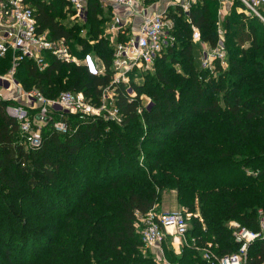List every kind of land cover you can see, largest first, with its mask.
Wrapping results in <instances>:
<instances>
[{"label": "trees", "instance_id": "trees-1", "mask_svg": "<svg viewBox=\"0 0 264 264\" xmlns=\"http://www.w3.org/2000/svg\"><path fill=\"white\" fill-rule=\"evenodd\" d=\"M31 3L40 30L54 39L64 37L79 58L93 51L105 70L95 75L82 64L48 57L40 71L25 58L14 78L23 89L37 88L48 98L81 91L98 104L113 74L100 0H88L85 20L71 27L61 21L64 0ZM219 8L218 0H196L188 11L168 7L175 40L155 59V73L145 72L144 83L131 86L135 97L125 85L117 87L121 121L111 129L114 142L105 139L99 119L69 114L64 132L48 122L40 147L28 149L17 142L18 126L5 111L9 102L0 99V264H157L143 254L135 223L169 190L188 211L199 213L189 219L187 240L199 247L211 244L217 256L238 249L228 221L259 229V210L264 216V22L239 10L244 7L236 0L223 16ZM220 32L227 66L215 59L209 69L202 65L201 47L215 48ZM10 59L0 57V75L9 70ZM141 93L152 104L138 112ZM221 111L226 115H217ZM188 116L197 119L189 123ZM210 120L220 127L207 130L203 124ZM142 149L139 163L134 156ZM194 249L186 244L171 256L176 264H209ZM245 264H264V239L249 244Z\"/></svg>", "mask_w": 264, "mask_h": 264}, {"label": "built area", "instance_id": "built-area-1", "mask_svg": "<svg viewBox=\"0 0 264 264\" xmlns=\"http://www.w3.org/2000/svg\"><path fill=\"white\" fill-rule=\"evenodd\" d=\"M55 1V0H50ZM88 0H64L65 13L72 22L81 23L86 17ZM114 8L122 7L129 15H139L137 28L127 38H118L122 34L124 22L120 16L113 15L108 26L111 33L112 46V80L109 85L101 89L98 104L87 98L81 91L64 90L55 98L46 97L37 88L23 89L14 78V73L19 62L30 59L37 68L42 71L48 65V57L63 63L82 64L89 73L100 75L105 67L99 58L93 61L89 54L84 59L77 60L71 52L70 45L64 37L52 38L47 29L40 30L35 8L27 0H0V57L10 55V67L7 73L0 75V89L7 96L0 95V99L9 103L5 111L9 117L15 120L17 130V142L28 149H37L42 142V128L51 122L53 127L64 132L67 124L64 120L66 115H76L79 120L94 119L99 115H110L111 112L103 111L108 100L107 92L113 89L112 98L115 115L121 116L115 103L116 89L127 82L129 74L141 70H149L153 67L155 59L164 49L172 45L175 38L171 33L173 22L167 16L168 7L162 10H151L150 7H137L138 1L142 0H110ZM196 0H169L171 6H180L188 11L191 3ZM219 15L227 12V4L232 5L235 0H218ZM244 8L239 10L247 14H254L264 22V0H236ZM261 10V11H260ZM120 33V34H119ZM193 39L199 40V31L193 28ZM209 57L219 59L222 66L226 64V51L223 45V36L220 32V41L217 46L202 58V65L210 67ZM99 61V62H97ZM95 62V63H94ZM7 83V85H6ZM131 89L128 88L130 95ZM131 96V95H130ZM132 97V96H131ZM141 108L138 109L140 112ZM259 229L251 230L241 225L236 220H230L227 226L232 231L233 238L238 243L235 252L217 256L211 250V244L199 247L192 243L200 252L201 257L209 264H245L247 249L255 240L264 239V216L259 210ZM191 216L199 217V213L191 214L185 209L157 212L151 209L140 215L135 223L139 229L141 244L153 250L155 258L161 264H175L166 261L161 249V242L167 235L176 250L188 244L186 233ZM201 220V219H200ZM156 261V262H158ZM159 263V262H158Z\"/></svg>", "mask_w": 264, "mask_h": 264}, {"label": "rangeland", "instance_id": "rangeland-1", "mask_svg": "<svg viewBox=\"0 0 264 264\" xmlns=\"http://www.w3.org/2000/svg\"><path fill=\"white\" fill-rule=\"evenodd\" d=\"M34 8H35V6L33 5V3H31V0H27ZM39 1H42V2H44V3H48V2H52V1H50V0H39ZM150 1V0H149ZM37 2V1H36ZM65 8V7H64ZM261 9H263L264 10V6L263 7H261ZM64 11V10H63ZM261 11V10H260ZM252 15H254V14H252ZM262 16L264 17V15L262 14ZM258 17V16H257ZM168 18H170L169 16H168ZM259 19H261L260 17H258ZM61 21L63 22L62 24L65 26V27H71V26H73V24H75L74 22H72L71 21V19L69 18V16L67 15V14H64L63 15V18L61 19ZM80 34L83 36V37H85L86 36V29H82L81 31H80ZM108 39V41H109V44L111 45V47L113 46V44L111 43V40L109 39V37L107 38ZM90 43H93L92 41L90 42ZM245 45H247V43H245ZM76 48H77V50L78 51H81L82 49H83V47L82 46H80V45H76L75 46ZM202 58H205L208 54H209V51H210V49H209V47L206 45H202ZM86 54H89V56L91 57V59L93 60V61H96V58L98 57L97 55H95V53L93 52V51H91L90 53H85V55ZM76 56V58H77V60L79 61V60H82L83 61V59H84V56L83 57H81V58H79L78 57V55H75ZM226 59V58H225ZM215 60V59H214ZM214 60H213V58H211V57H209V59H208V61H210L209 63V66L210 67H208L209 69H213L214 68ZM219 60V59H218ZM102 61V60H101ZM97 62H99V61H97ZM95 63V62H94ZM227 66V63L226 64H224V66H223V68H225ZM205 67V66H204ZM145 72H149L151 75L152 74H154L155 73V69H154V67H152L151 69H149V70H141V71H137V72H132V73H130L129 74V77H128V81L127 82H125L123 85H125L126 86V88H129V89H131V86L133 85V84H135V85H138V86H140V85H142L143 83H144V80H145ZM20 86H21V84H20ZM22 87V86H21ZM113 93H114V91H113V89H110V90H108V92H107V95H108V100L106 101V103H105V105H106V108L105 109H103L102 110V112L103 111H109V113L111 112V114L110 115H99V116H96L95 118H94V120H98L99 119V123H101V126H102V131L104 132V134H105V139H109V141H111V142H114L115 141V139H116V137L112 134V127L115 125V124H119L120 123V118H119V116L118 115H115V113H114V111L112 110L113 109V105H112V102H111V100L112 99H110L109 97H111L112 98V95H113ZM136 90L135 89H132V91H130V95L132 96V97H135L136 96ZM0 95L1 96H3V97H5V96H7V93L6 92H3V91H1V89H0ZM140 100H141V102H142V104H141V109H142V107L143 108H147L148 109V107L149 106H151V104H152V101H151V98H150V96L148 95V94H145V93H141L140 94ZM219 99H220V97H219ZM223 101H222V99H220L219 100V103L221 104ZM150 108V107H149ZM217 115H226L223 111H221V112H219ZM189 118V120H188V122L189 123H193V121H195L197 118H195L194 116H188ZM100 119H102V121L100 120ZM208 120V119H207ZM215 123V121H213V120H210V121H205L204 122V124H203V127H205L207 130H211L212 128H219L220 127V125H218V124H214ZM190 134V133H189ZM192 134V133H191ZM101 139H103V138H101ZM103 141V140H102ZM101 141V142H102ZM106 141V140H105ZM145 150H139V157L137 158L136 156H134V159L136 160V162H142L143 161V159H144V155H145V152H144ZM101 155V154H100ZM129 159V158H128ZM249 173H252V174H256L257 172H258V170H254V169H249V171H248ZM174 196H176L175 197V199H174ZM159 205H161V208H162V210H160V211H157V212H162V211H171V210H180V209H185V210H187L188 211V209L185 207V206H182L179 202H178V200H177V192L175 191V190H169V191H163L162 193H161V197H160V201H159V203H158ZM156 207V206H155ZM173 207H176V208H174V209H172ZM157 209V208H156ZM165 209V210H164ZM190 212V211H189ZM191 214H197L198 212H190ZM186 241H187V243H188V245H190V244H192V242L193 241H191V239L190 240H187V237H186ZM184 246V245H183ZM183 246H181V248H180V250L178 251V253H180V251H181V249H182V247ZM161 249H162V251H163V256H164V258H165V260L166 261H169V262H171V263H175L174 262V257H172L171 255H173L172 253H174V254H176V255H178V253H176L175 252V247H174V245L172 244V242H171V238H170V236L169 235H167V237H166V239L164 240V241H162L161 242ZM143 249H142V251H143V254H150L152 257H153V259H154V261L156 262V261H158V260H156V258H155V254H153V253H151L150 252V249L149 248H147V247H145V246H143L142 247ZM194 251H196V252H198V250L197 249H194ZM159 262V263H158ZM158 262H156L157 264H161V261H158ZM176 264V263H175Z\"/></svg>", "mask_w": 264, "mask_h": 264}, {"label": "crops", "instance_id": "crops-1", "mask_svg": "<svg viewBox=\"0 0 264 264\" xmlns=\"http://www.w3.org/2000/svg\"><path fill=\"white\" fill-rule=\"evenodd\" d=\"M100 2H101V5L103 7L104 15L106 17L105 26H104V36L106 38H108V37L110 38L112 36L110 31L108 30V26L112 21L113 15L120 16V19H122L124 22V27L122 30L123 33L122 34L119 33L120 34L118 36L119 39L120 38H127V36L130 35L131 32L137 28L138 22H139V18H138L139 15L138 16L136 14L129 15L130 13H128L122 7L114 8L110 0H100ZM168 2H169V0H150V1L149 0H142V1H138L137 7L143 6V7H150L151 10H162V9L166 8V6L167 7L171 6L168 4ZM63 12L65 13V11H63ZM203 45H205V44H203ZM175 197L176 196H174V199H175ZM174 208H176V207H173L172 209H174ZM155 210H157V211L162 210L161 205L156 204ZM150 252L153 253V250L150 249ZM175 252L178 253L177 250H175Z\"/></svg>", "mask_w": 264, "mask_h": 264}, {"label": "water", "instance_id": "water-1", "mask_svg": "<svg viewBox=\"0 0 264 264\" xmlns=\"http://www.w3.org/2000/svg\"><path fill=\"white\" fill-rule=\"evenodd\" d=\"M226 7H227V9H229L230 8V4H227ZM6 85H7V83H6ZM149 107H148V109H149Z\"/></svg>", "mask_w": 264, "mask_h": 264}]
</instances>
